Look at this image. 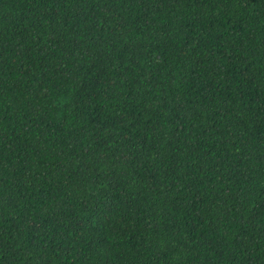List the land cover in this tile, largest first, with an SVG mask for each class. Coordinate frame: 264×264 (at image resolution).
Segmentation results:
<instances>
[{"label": "trees", "instance_id": "16d2710c", "mask_svg": "<svg viewBox=\"0 0 264 264\" xmlns=\"http://www.w3.org/2000/svg\"><path fill=\"white\" fill-rule=\"evenodd\" d=\"M0 264H264V0H0Z\"/></svg>", "mask_w": 264, "mask_h": 264}]
</instances>
